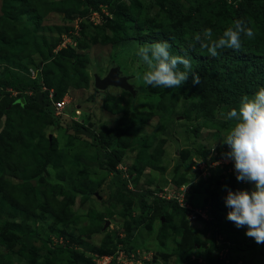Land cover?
Here are the masks:
<instances>
[{
	"label": "rangeland",
	"instance_id": "rangeland-1",
	"mask_svg": "<svg viewBox=\"0 0 264 264\" xmlns=\"http://www.w3.org/2000/svg\"><path fill=\"white\" fill-rule=\"evenodd\" d=\"M7 1L9 5L13 4L11 0ZM37 1L38 6L45 1L54 3V8L57 9L41 22H30L24 15V25L13 23L12 29L15 30L17 38L22 40L19 46L18 42H14L15 46L8 47L9 54L0 52V60L8 57V61L12 63H23L20 69L14 65L9 68L12 74L22 77L27 66L36 67L43 62H56L58 52L65 48L71 47L86 54L90 60L88 73L91 79L88 86L83 84V79L75 74L72 67L68 68L69 79H64L58 72L55 73L61 78L58 79L57 85L63 86L62 83H65L68 86L65 95L72 106L67 108V113L79 105L82 112L79 120L86 126L94 128L101 123L106 131H114L117 134L123 131L122 144L125 148H113L110 143L112 139L106 138L103 129L97 133L96 139H90L71 130L68 127V118L62 121V125H53L51 117L48 118L38 110L34 111L30 106L20 105L10 111V120L7 116L8 109L3 108L2 111L7 112L0 118V170L3 169L5 174L1 181L9 188V196L19 200L20 204L27 203V199L30 205L28 208L34 211V214L25 218L20 213L24 209L14 213L11 205L3 202L0 197V231L4 230L5 225H9L11 229L10 232L6 230L1 233V236L8 241L16 240L19 238L16 228L26 226V230L35 235L38 255L46 257L51 247L62 243L68 244L75 253V260L70 254L63 253L64 257L62 253L54 254L51 257L53 264L62 259L70 260L71 264H85L83 259L90 260L92 264H103L105 257L114 259L118 251L126 249L131 221L138 214L133 212L129 215L126 211L128 205L124 199L127 195L119 196L121 203L118 199L115 201L113 195L118 188V178L128 180V188L131 190H152L156 193H164L166 189L177 192L176 189L182 183L195 187L199 184V172L205 166L199 161L204 153L202 145L210 147L213 142H217L219 147L214 152L211 151L208 159L216 155L219 158L215 161L223 159L220 154L225 145L222 139L228 127L222 129L214 126L202 130L197 137L192 136L193 124L186 120L192 101L184 98L180 100L178 112L169 116V105L166 98L164 99V94L149 95L143 80L138 78L144 71V65L137 54L129 53L124 47L108 44L102 38L103 32L110 34L111 29L110 25L104 24L101 15L109 14L105 7H102V13L90 9L89 15L81 18L86 8L79 5V0ZM130 2L132 1L129 0V4ZM145 2L150 4L153 1ZM1 8L3 6L0 5ZM39 33L45 34L47 39H39ZM50 36L54 38H49ZM55 42L60 45L52 50ZM111 64L119 66L121 74L130 78V84L135 88H142L143 92L139 91L136 96H132L131 93L115 87L96 91L93 70L104 77L108 74ZM3 70L4 67L0 64V72L3 73ZM33 72L36 71L31 68V77L39 76ZM70 80L75 84H71ZM45 87L47 88L44 85L43 88ZM133 97L135 102H132ZM103 121L105 122L102 123ZM170 123L173 125L172 131L167 136L165 131L170 127ZM6 125H11L12 128L5 131ZM28 128L32 129V136H29ZM54 140L58 144L57 149L50 148ZM36 143L37 148L33 151ZM31 144L32 149L29 148ZM51 150L57 155V163L49 161L48 166L44 168L47 170L48 179H25L23 172L30 171L29 175L34 176L40 167L37 168L36 165H41L42 159ZM107 152L112 154V159L106 162L114 171L99 165V160H102L100 155ZM197 162L201 165L196 164ZM222 171L223 173L214 182L206 185L192 201L195 208L215 209L222 220H227L229 209L224 204L227 193L223 186L227 185L233 191L251 190L252 184L237 181L235 170ZM202 172H205V169ZM159 184L164 190L157 191ZM52 188L55 189L53 191L56 192V197H45L43 191ZM70 189L77 193L74 195L75 191H69ZM66 191L68 196L62 195ZM46 202H59L61 206H68L74 216V241H66L64 238L60 240L56 235L60 233L62 224L39 208ZM132 205H135V202ZM162 212L163 217L159 215L151 224L136 233L127 248V258L120 264H210L207 260L210 255L227 259L228 252L225 249H214L213 244L216 240L217 243H223L229 237L228 233H218L214 236L208 226L204 227L200 222L190 223L174 213L173 209ZM231 223V230H238L234 222ZM13 244L14 242H11L12 247L15 246ZM18 248L15 246V254L12 250L5 252V249H0L4 250L5 260L11 264H26L25 260L16 254ZM263 258L258 250L244 254L241 252L240 255L235 252L233 256L238 264H247L248 261V264H264ZM230 262L231 258L226 260L227 264H232Z\"/></svg>",
	"mask_w": 264,
	"mask_h": 264
},
{
	"label": "trees",
	"instance_id": "trees-1",
	"mask_svg": "<svg viewBox=\"0 0 264 264\" xmlns=\"http://www.w3.org/2000/svg\"><path fill=\"white\" fill-rule=\"evenodd\" d=\"M131 1L132 2L129 4V0H79V5L86 8V12L80 17L85 18L88 16L89 11H91L90 9H96L98 12L102 13V7H105L109 14L101 15L104 24L110 25L111 29L110 34L104 31L102 38L108 44L124 47V49L128 50L131 54L136 53L137 44L158 40L168 41L171 45V51L174 54L186 55V58L191 59L193 71L199 74L201 82L199 84H193L192 75L190 73L186 83L177 89L164 87L153 88L146 85L147 93L149 95L164 94V99L166 98L169 105V116L178 112L177 107L182 98L192 101L190 114H187L186 120L193 124L191 135L194 137H197L202 130H208L214 126L222 129L229 127V122H226L221 113H225L227 108L230 110V108L237 106L242 95L248 94L251 96L257 91L258 87H264V0H152L153 2L150 4H147L145 0ZM11 2L13 4L9 5L7 0H0V5L3 6V8L0 9V52L3 53L5 51V54H9L8 47L15 46L14 42H18L19 46L22 40V38H17L15 30L12 29L13 23L24 25V23H22L24 15L30 22H41L44 17L57 9L54 8V3H46V1L39 6L37 0H11ZM237 19L244 20L255 33L253 39H248L247 37L242 39V47L239 51L222 49L219 50L220 54L213 58L194 40V34L200 32L204 28H211L214 37H218L225 28L232 25ZM108 25L107 27H109ZM38 38L45 40L47 36L39 33ZM49 38L54 37L50 36ZM134 42L136 44H134ZM59 45V42H55L52 45V50L59 47ZM57 55L58 59L56 62L50 64L43 62L36 67H31L34 65L27 66L25 68V76L22 75V77L12 74L9 68L10 65H14L16 68L20 69L23 63H12L8 61V57L0 60V64L4 67L3 73L0 72V106H2L0 108V118L7 112L2 111L5 107L9 111L7 116L11 120L9 115L10 111L13 109L15 110V108L20 105L30 106L34 111L38 110L39 113L47 115L48 118L51 117L53 125H62V121L69 118L71 120L68 127L77 135L96 139L97 133L103 129V124L101 125L100 123L98 126L90 128L83 124L82 121L72 119V117L76 116L75 109L72 108L68 113L66 111V115L62 117H57L54 112V102L61 101L65 98V92L68 87L65 83H62L63 86L57 85L59 76L55 73L58 72L60 76H64V79H69V74H67V72L68 68L72 67L74 68L75 74H78L79 77L81 76L83 79V84L88 86L91 79L88 73V63L90 60L86 54L75 51L71 47L60 50ZM111 65L117 66L116 64ZM31 68H34L39 75L35 79L31 77ZM8 79L10 80L8 81ZM69 82L75 84L72 80ZM44 85L47 86L46 90L43 88ZM50 90L55 91L53 100L50 98ZM137 90L138 92L140 91V93L143 92L142 88H137ZM96 91L100 90L96 89ZM132 102H135L134 97ZM71 106L72 105H70V107ZM104 122L105 121L102 123ZM173 122L174 119L172 120V124ZM172 124L170 123V127L165 131L167 136H169L172 131ZM11 128V125H6L5 131ZM103 130L106 138L112 139L110 143L113 148H125L122 144L123 131L117 134L114 131L109 132L105 129ZM28 131L29 136H32V129L28 128ZM32 145L33 144L29 146L30 149H32ZM219 145L220 144H216L217 148ZM57 147L58 144L56 140H54L50 148L57 149ZM36 148L37 143L34 144L32 150L35 151ZM202 148L204 149V153L202 154L203 156L201 155L202 158H200L199 161L210 164L219 158V156H216L209 160L208 157L211 155L209 147L202 145ZM220 154H222V151ZM100 158L102 159L99 160V165L101 167L114 171V168L108 166V162H106V160L111 161L112 154L107 152L104 155L101 154ZM49 161L57 163V155L53 153L52 150L42 159L41 165H36L37 168L40 167L34 176L31 177L29 175L30 171L23 172L22 175L25 176L27 180L48 179L47 170L44 168L48 166ZM195 165L194 163V166ZM222 173L223 171L220 168H212L209 171L208 177L204 178L199 176V184L197 186L190 187L188 184L182 183L176 190L180 191L183 186H187L189 190L186 193V200L193 206L194 202L192 199L195 198L201 190L203 191L206 185L214 182ZM4 175L3 169H1V200H4L3 202H8L9 205H11V209L15 211L14 213H19L24 209L23 212H20L21 215L25 218H30L33 216L34 211L28 208L30 206L28 200H25L27 203L20 204L19 200H15L13 197L9 196V188L1 181V177ZM127 181L118 178V188L113 197L115 201L118 199L120 202L119 196L127 195L124 199V201H127L128 205L126 211L129 212V215L133 212L138 214L131 221V231L127 235L125 244L126 249L122 248L117 252L116 258L114 257L112 261L114 264H117L119 252L125 253V258H127V251H129L127 248L131 244L136 233L139 232L142 227L151 224L159 215L163 217L164 213L162 211L169 208L173 209L174 213H177L190 222V210L181 207L178 200L160 198L155 195L156 192L152 190H131L128 188ZM157 188H159L157 191L164 190L161 184H159ZM53 190L55 189L45 190L43 191V195L45 197L54 198L56 197V192ZM69 191H72V189ZM76 193L77 191L73 194L75 195ZM67 194L68 192L66 191L62 195L68 196ZM133 202H135V205H132ZM193 207L195 208V206ZM39 208L48 212L53 219H57V221L61 222L62 227L60 233H56L60 240L64 238L66 241H68V239L74 241V216L71 214L68 206H61L59 202H46L45 205H41ZM209 213L210 219L205 220L201 218L200 223L203 224L204 227L208 226V229L212 231L214 236L218 233H228L229 237L223 243H217L216 240L213 246L214 249H225L226 252H228L227 259L230 260L231 258L230 263L238 264V262L233 259L235 252L237 255H240L241 252L244 254L249 251L256 252L258 250L261 256L264 257V244H257L254 238H249L245 235L247 226H243L239 229L237 228L238 230L233 231L231 230L232 223L228 220H222L215 209H209ZM4 227V230L0 231V248L5 249V252L9 250L13 252L15 246H18L19 248L16 250V254H19L22 259L25 260L26 264H53L51 257L57 253H62V257H64L63 253L70 254L71 257L74 258L75 253L73 250H71L68 244L63 245V243L51 247L46 257L40 256L37 254L38 251L35 247V235L28 232L26 226H19L16 228L18 231L17 237L19 238L12 241H8L7 238L4 239L1 236V233L6 230L10 232L11 230L9 229V225H5ZM11 242H14V247H12ZM5 252L0 249V264H11L10 261L5 260ZM83 260L86 262L85 264H92L90 260ZM207 260L210 264H227L225 259L215 258L213 255H210ZM55 262V264H71L69 263L71 262L70 260L64 259ZM248 262L246 263L248 264Z\"/></svg>",
	"mask_w": 264,
	"mask_h": 264
},
{
	"label": "clouds",
	"instance_id": "clouds-1",
	"mask_svg": "<svg viewBox=\"0 0 264 264\" xmlns=\"http://www.w3.org/2000/svg\"><path fill=\"white\" fill-rule=\"evenodd\" d=\"M254 36L252 28L244 20L237 19L218 37H214L211 28H204L194 34V40L214 58L222 49L239 51L242 39H253ZM136 54L144 65V71L138 78L145 85L177 89L186 83L190 73L193 84L201 82L199 74L193 71L191 59L174 54L166 40L137 44ZM70 105L71 102L65 113L57 117L66 115ZM75 113L72 119L80 121L82 112L79 105ZM221 115L229 122L222 139L225 144L221 149L222 156L225 162L232 161L234 164L216 168L230 172L235 170L237 181L252 184L251 190L233 191L227 185L223 186L227 193L224 204L229 209L227 220L234 222L238 229L247 226L245 235L254 238L257 244H264V87H258L251 96L242 95L237 106ZM216 144L213 142L209 151L217 150Z\"/></svg>",
	"mask_w": 264,
	"mask_h": 264
},
{
	"label": "built area",
	"instance_id": "built-area-1",
	"mask_svg": "<svg viewBox=\"0 0 264 264\" xmlns=\"http://www.w3.org/2000/svg\"><path fill=\"white\" fill-rule=\"evenodd\" d=\"M35 73L37 72H33V74L35 75ZM33 78H37V76H33ZM47 88L45 87L44 90H46ZM55 96V91L54 90H50V98L53 100ZM70 103V100L68 99V97L65 96V98L61 101H55L54 102V111H55V115L56 116H60L62 114L65 113L66 107L67 105ZM78 114H80V112H77ZM229 151V149H228ZM217 156V155H216ZM215 157V156H214ZM225 163V164H222ZM197 164L200 166L201 164L197 162ZM205 164L204 168H201V171L199 172V175L201 177H208L209 176V171L212 168H216L218 166L224 167L225 165H231L234 164V162L232 161H227L225 162L224 158L219 160V161H215V162H211L210 164H206V163H202ZM193 169H195V167H193ZM205 169V172H202ZM189 190V188L187 186H183L180 191H173V190H169L166 189L164 193H155V195H157L160 198L163 199H167V200H178V202L180 203L181 207H185L188 210H190L189 213V220L191 223H196V222H200V219H205V220H209L210 219V213H209V209H198V208H194L193 206H191V204L189 205V202L186 200V193ZM126 257L125 253L123 252H119V257L117 258V264H120L124 258ZM105 261L103 262V264H111L113 261V258L110 257H105L104 258Z\"/></svg>",
	"mask_w": 264,
	"mask_h": 264
},
{
	"label": "water",
	"instance_id": "water-1",
	"mask_svg": "<svg viewBox=\"0 0 264 264\" xmlns=\"http://www.w3.org/2000/svg\"><path fill=\"white\" fill-rule=\"evenodd\" d=\"M94 85L97 90L105 91L108 88L115 87L131 93L136 96L138 90L130 84L128 76H122L119 67L111 65L108 74L101 77L96 70H94Z\"/></svg>",
	"mask_w": 264,
	"mask_h": 264
}]
</instances>
